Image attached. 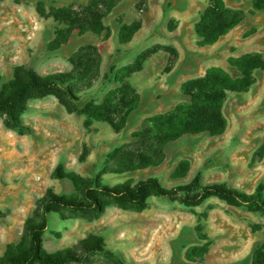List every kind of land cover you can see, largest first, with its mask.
I'll return each instance as SVG.
<instances>
[{
  "label": "rangeland",
  "instance_id": "obj_1",
  "mask_svg": "<svg viewBox=\"0 0 264 264\" xmlns=\"http://www.w3.org/2000/svg\"><path fill=\"white\" fill-rule=\"evenodd\" d=\"M88 1L0 0V90L15 80L18 68L40 76L73 73L71 57L90 45L100 51V78L79 97L101 104L118 87V72L152 53L143 70L128 79L141 104L121 133L104 122L94 121L86 128V117L69 113L53 95L29 101L20 129L7 126L0 115V259L8 245L21 242L27 222L41 212L45 198L75 194L69 181L57 179L59 166L86 180L102 174L104 185L110 187L154 177L173 188L199 177L202 185L224 184L247 195L264 189V72L254 74L248 89L228 93L223 135L186 136L166 148L165 161L158 167L104 174L109 155L133 142L145 120L186 101L184 83L212 72L237 80L240 74L232 60L264 55V9L255 8L256 0H220L230 11L228 17L238 23L209 46L200 43L196 27L211 0H123L104 21L109 36L77 33L60 50H50L59 28L49 16L51 10ZM40 5L45 17L38 13ZM138 22L140 31L129 44H121L122 27ZM181 165L187 176L176 179ZM200 226L210 240L209 251L203 260L189 261L187 253L206 243L199 238ZM91 235L101 237L107 247L84 264H253L255 250L264 244V212L215 198L194 208L151 198L141 211L115 204L101 216L65 211L49 216L43 246L48 254L77 249Z\"/></svg>",
  "mask_w": 264,
  "mask_h": 264
},
{
  "label": "trees",
  "instance_id": "obj_2",
  "mask_svg": "<svg viewBox=\"0 0 264 264\" xmlns=\"http://www.w3.org/2000/svg\"><path fill=\"white\" fill-rule=\"evenodd\" d=\"M122 1L89 0L86 5L73 4L52 9L49 16L58 23L59 28L50 44V50H60L77 33L102 35L107 32L109 36L104 21ZM254 6L258 10L264 9V0H256ZM38 13L42 17L46 16L42 5L38 7ZM229 13L223 2L211 0L210 7L196 27L202 45L215 44L237 25L238 21L229 18ZM141 26V22L123 26L121 44H129ZM151 54L145 53L132 65L121 69L116 75L118 87L111 90L101 104L92 100L82 102L79 97L100 78L102 58L97 47H82L71 57L73 73L40 76L32 69L18 68L15 80L0 90V115L5 117L7 126L20 129L23 126L21 116L29 110V101L53 95L69 113L84 115L86 128H90L94 121L104 122L116 133H121L128 128L131 117L141 104L140 95L128 79L143 70ZM231 65L240 74L237 80L222 72H212L203 78L184 83L182 94L186 101L169 113L145 120L141 130L134 134L133 142L109 155L104 174L121 175L158 167L165 161L166 148L186 136L223 135L227 126L223 105L228 93L242 92L252 85L254 74L264 72V55L248 54L232 60ZM105 79H108V75ZM261 154L264 155V147ZM187 172L184 165H181L174 178L183 179ZM55 175L60 181H69L75 194L68 197L50 194L45 198L41 212L27 222L26 235L21 242L8 245L0 264H84L91 256L105 252V241L91 235L77 249L48 254L43 246V237L49 228V216L52 213L95 212L101 216L113 204L141 211L147 207L151 198L179 201L190 208L199 207L215 198L230 206L250 205L264 212L263 187L255 195H247L224 184L202 185L199 177L189 184L173 188L163 186L154 177L110 187L104 185L102 174L86 180L74 173L66 174L62 166L57 168ZM197 232L200 240L206 243L187 253L189 261L197 258L203 260L209 251L210 240L204 234L203 227H198ZM195 252L200 253L194 255ZM253 264H264V244L255 250Z\"/></svg>",
  "mask_w": 264,
  "mask_h": 264
}]
</instances>
